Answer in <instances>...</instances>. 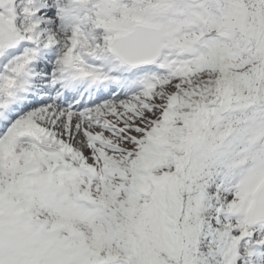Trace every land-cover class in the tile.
I'll return each mask as SVG.
<instances>
[{
  "label": "snow or ice",
  "instance_id": "1",
  "mask_svg": "<svg viewBox=\"0 0 264 264\" xmlns=\"http://www.w3.org/2000/svg\"><path fill=\"white\" fill-rule=\"evenodd\" d=\"M0 264H264V0H0Z\"/></svg>",
  "mask_w": 264,
  "mask_h": 264
}]
</instances>
